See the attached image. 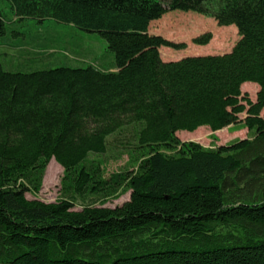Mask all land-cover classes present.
Listing matches in <instances>:
<instances>
[{
    "label": "trees",
    "instance_id": "trees-1",
    "mask_svg": "<svg viewBox=\"0 0 264 264\" xmlns=\"http://www.w3.org/2000/svg\"><path fill=\"white\" fill-rule=\"evenodd\" d=\"M8 1L0 36L52 19L99 33L114 61L20 71L0 60V264H264V0ZM169 11L240 38L164 61L160 47H186L149 32ZM246 82L259 85L255 101ZM230 125L251 135L209 147L177 135ZM52 159L63 197L45 202Z\"/></svg>",
    "mask_w": 264,
    "mask_h": 264
},
{
    "label": "rangeland",
    "instance_id": "rangeland-1",
    "mask_svg": "<svg viewBox=\"0 0 264 264\" xmlns=\"http://www.w3.org/2000/svg\"><path fill=\"white\" fill-rule=\"evenodd\" d=\"M8 11L9 1L0 0V13L5 14ZM7 28L6 34L0 36V60L5 69L30 71L59 65L84 66L93 62L108 68L114 61L105 39L97 32L83 31L52 19L42 23L26 19L18 23H7ZM149 32L175 43H186V47L182 49L160 47L159 52L164 61H176L188 56L223 54L229 52L240 38L235 25L219 26L213 18L183 11H169L160 19L152 21ZM208 32L213 35L208 44L199 45L193 42L194 38ZM258 90L259 85L254 82L242 85V93L248 94L254 101ZM245 116V112L240 114L241 119ZM198 129L200 130L195 135L191 134L193 131L187 130L178 131L177 135L182 141H196L205 147L225 145L237 138L243 139L251 135L246 128L226 127L213 131L209 127L201 126ZM108 160V173H111L124 168L128 157L112 156ZM62 177V166L52 159L47 167L43 187L36 197L45 202H54L63 197ZM26 195L28 198L35 197L30 193ZM129 198L130 193H127L119 199L107 202L106 206L121 205ZM75 208L80 209V206Z\"/></svg>",
    "mask_w": 264,
    "mask_h": 264
},
{
    "label": "crops",
    "instance_id": "crops-1",
    "mask_svg": "<svg viewBox=\"0 0 264 264\" xmlns=\"http://www.w3.org/2000/svg\"><path fill=\"white\" fill-rule=\"evenodd\" d=\"M230 127H235L234 125H230V126H228V128H230Z\"/></svg>",
    "mask_w": 264,
    "mask_h": 264
}]
</instances>
